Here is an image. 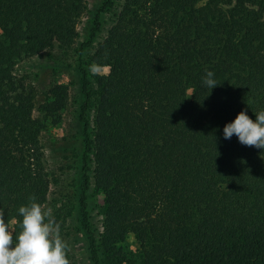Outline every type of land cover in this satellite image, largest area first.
<instances>
[{"label": "trees", "instance_id": "1", "mask_svg": "<svg viewBox=\"0 0 264 264\" xmlns=\"http://www.w3.org/2000/svg\"><path fill=\"white\" fill-rule=\"evenodd\" d=\"M86 12V0H0V215L19 226L18 208L31 197L42 208L49 191L43 124L14 65L54 46L67 60L75 47L93 264H121L130 234L128 264H264V150L222 135L241 109L254 120L264 108V0H104L78 44ZM87 47L108 68L94 81ZM205 70L219 83L210 92ZM90 163L104 196L100 244L85 202Z\"/></svg>", "mask_w": 264, "mask_h": 264}, {"label": "rangeland", "instance_id": "2", "mask_svg": "<svg viewBox=\"0 0 264 264\" xmlns=\"http://www.w3.org/2000/svg\"><path fill=\"white\" fill-rule=\"evenodd\" d=\"M88 12L76 27V42H86L89 35L88 19L104 0H86ZM102 32L96 43L102 40ZM2 32L0 30V36ZM92 49L87 47L82 55L83 66L91 80L108 72L107 67L91 61ZM78 54L75 47L65 60L54 48L32 56L17 59L13 68L15 81L23 86L32 114L41 120L43 128L38 137L40 161L43 173L49 181V191L42 206L50 213V219L60 226L62 239L66 242L69 264H93L89 252L88 232L82 224L81 197L84 188L83 154L85 151L84 122L80 119L81 105L84 103L81 77L76 69ZM93 108L86 111L92 124ZM92 126L90 127V130ZM86 190L87 216L93 234L100 244L103 233L104 196L96 190L92 178ZM9 229L19 231L15 220ZM121 264H128L130 253H137L138 244L132 234L119 242ZM102 250V249H101Z\"/></svg>", "mask_w": 264, "mask_h": 264}, {"label": "clouds", "instance_id": "3", "mask_svg": "<svg viewBox=\"0 0 264 264\" xmlns=\"http://www.w3.org/2000/svg\"><path fill=\"white\" fill-rule=\"evenodd\" d=\"M203 84L210 90L219 83L214 73L205 70ZM224 139L236 136L239 143L264 150V108L255 112V119L241 109L226 122L222 129ZM19 231L9 229L0 215V264H69L67 245L61 237L60 226L50 219L31 197L29 202L18 208Z\"/></svg>", "mask_w": 264, "mask_h": 264}]
</instances>
